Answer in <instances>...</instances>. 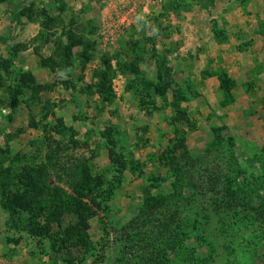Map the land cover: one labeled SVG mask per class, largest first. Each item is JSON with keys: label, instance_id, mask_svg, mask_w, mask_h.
<instances>
[{"label": "rangeland", "instance_id": "obj_1", "mask_svg": "<svg viewBox=\"0 0 264 264\" xmlns=\"http://www.w3.org/2000/svg\"><path fill=\"white\" fill-rule=\"evenodd\" d=\"M24 154L75 197L88 166L99 193L86 239L76 214L51 224L59 251L0 202V264H264V211L216 214L203 244L170 220L210 174L264 202V0H0V190Z\"/></svg>", "mask_w": 264, "mask_h": 264}, {"label": "trees", "instance_id": "obj_2", "mask_svg": "<svg viewBox=\"0 0 264 264\" xmlns=\"http://www.w3.org/2000/svg\"><path fill=\"white\" fill-rule=\"evenodd\" d=\"M19 16V13H15V19L17 21ZM12 54L15 56L14 52L11 53V56ZM13 56L12 61L14 60ZM162 65H164V62H162ZM163 68L161 62H159V72L161 74H163ZM167 73H169V71ZM18 74V80L20 82L23 80L22 77L24 78V73L18 72ZM101 77L103 78L98 84L99 92L104 95L108 91L110 93L108 94L111 96V86L107 84V75L104 71ZM163 77L165 78L166 76H162L161 78ZM221 80L223 85L230 81L227 76L222 77ZM18 87L19 90L17 91H20L22 89L21 85L19 84ZM14 106H17L15 101ZM220 135V132L214 134L215 137H220ZM178 145L184 147V138L178 140ZM37 155L38 154H32L27 156L24 154L26 158L16 155L15 159H26L25 163L22 165V171L18 172L16 176L11 175L9 172L10 168L3 171L6 179L0 190V202L9 210L11 221L15 225L24 227L33 235L47 236L51 239V248L55 251H59L61 246H65L63 245L64 243H66V248L69 247L70 243L66 238L60 239V237L55 236L51 231V224L54 222L60 223L65 213L76 214L79 221L76 224L77 230L72 233L81 235L82 238L85 237L86 239L88 237L87 226L88 218L91 217V208L84 198L98 196L99 185L97 183L99 182H97V178L93 176L88 166L85 165L80 167L78 169L79 184L76 188L78 197H75L61 186H53L50 184L48 181L50 174L49 165L52 164L53 159L48 156V159L47 157L45 158L46 162L39 161ZM195 161H197V159ZM178 169L180 170V168ZM119 171L122 172L123 167H121ZM197 171L199 172V170ZM175 172L177 173V169H175ZM210 176H212V174H210L207 179L209 181L208 185H204V189L200 188L203 196L199 199L200 201L198 200L199 194L193 190L187 199L188 202H186V206H184L188 209V213L179 216V212L174 213L173 211L170 217L171 223L177 222V224L180 225V234L185 236V238L187 237L185 234L188 229L192 230L193 228V230L198 231L201 239L200 243L202 244L204 240H207L204 233L205 228L217 218L214 217L216 214L223 213L222 215L225 217L231 216V218H235L236 220L240 219V221L244 223L245 221L250 222L252 218L259 216L264 211V202L254 205L249 199H245L246 201L240 199L238 195L239 188L236 187H240V185L237 184L236 177L233 176L232 178L223 180L221 179L222 174L220 176L219 174L215 175L211 178ZM201 177L198 176L197 178L200 180ZM15 178L18 179V182L15 181L16 187H13L14 182H11L13 184L10 183L9 186L8 182ZM205 196H207V198H205ZM164 198L166 197L163 196L161 199ZM205 199L206 204L203 203ZM217 205L221 206V209L214 210L213 207ZM45 215H47V224L42 221ZM240 215H242V217H239ZM219 224L221 226L226 224L228 226L226 227L227 232H229L232 226V224L229 225L228 222H225V219L222 223L219 222ZM194 252L196 253L195 250ZM67 259L68 264H76L72 257Z\"/></svg>", "mask_w": 264, "mask_h": 264}]
</instances>
